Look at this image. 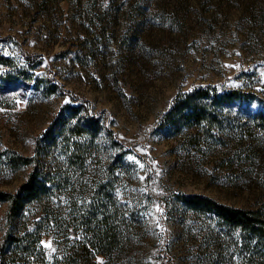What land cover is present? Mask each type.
I'll list each match as a JSON object with an SVG mask.
<instances>
[{
	"label": "rangeland",
	"instance_id": "374dc122",
	"mask_svg": "<svg viewBox=\"0 0 264 264\" xmlns=\"http://www.w3.org/2000/svg\"><path fill=\"white\" fill-rule=\"evenodd\" d=\"M207 87L239 97L211 108L222 121L199 145L165 116L180 94ZM73 106L74 123L100 129L89 163H66L77 134L45 157L73 179L110 181L128 242L111 257L85 253L77 208L57 190L12 226L0 202V245L8 231L35 229L47 207L60 219L45 226L42 248L14 250L10 264H264L262 238L181 198L264 209V0H0V190L25 182L31 166L19 156H33Z\"/></svg>",
	"mask_w": 264,
	"mask_h": 264
},
{
	"label": "trees",
	"instance_id": "16d2710c",
	"mask_svg": "<svg viewBox=\"0 0 264 264\" xmlns=\"http://www.w3.org/2000/svg\"><path fill=\"white\" fill-rule=\"evenodd\" d=\"M239 97L237 90L220 93L216 87L200 88L192 93L180 94L173 109L165 116L171 129L183 132L185 126L192 131V138L199 139L201 145L204 131H212L220 126V113L211 110L214 106H223ZM210 100V101H209ZM211 102V103H210ZM81 107L73 106L70 115H60L50 126L46 135L40 139L33 156L20 155L21 165L31 166V171L19 188L15 191L0 190V202L8 203L5 214L7 225L12 226L24 216L29 205L36 202L51 201L54 193L59 190L65 195L68 203L77 208L75 216L79 227L87 232L82 235L85 253L96 255L101 253L111 257L124 243L128 242L123 219L118 222L112 215L110 181L102 175L84 180L78 176L73 179L67 172L53 171L45 154L57 148L63 137L77 134L78 139L69 145L66 163L68 166L85 167L91 157L94 139L100 130L94 119L88 118L85 123H74ZM264 122V114H260ZM113 171V170H112ZM70 177V178H69ZM78 184L87 186L85 193L78 197L73 194ZM189 209L202 213H213L228 225L239 229L242 233L251 234L264 240V209L236 207L224 204L210 196L191 194L181 196ZM79 201L82 204H78ZM87 208V211H84ZM59 215L55 209L46 208V213L37 222V227L23 234H12L8 231L0 245V264H10L14 250H21L27 256L41 247L45 226L59 228ZM69 231L71 223L69 221ZM73 231V229H72ZM61 234V233H58ZM68 233H66V236ZM69 238V237H68ZM94 249V250H93ZM67 252L76 255L75 246L70 245Z\"/></svg>",
	"mask_w": 264,
	"mask_h": 264
}]
</instances>
